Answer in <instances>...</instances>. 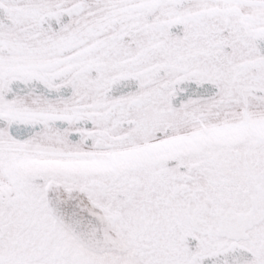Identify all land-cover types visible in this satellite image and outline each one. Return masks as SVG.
Instances as JSON below:
<instances>
[{"label":"snow or ice","instance_id":"obj_1","mask_svg":"<svg viewBox=\"0 0 264 264\" xmlns=\"http://www.w3.org/2000/svg\"><path fill=\"white\" fill-rule=\"evenodd\" d=\"M0 264H264V0H0Z\"/></svg>","mask_w":264,"mask_h":264}]
</instances>
